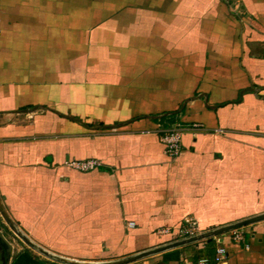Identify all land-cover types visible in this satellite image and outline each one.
Segmentation results:
<instances>
[{
	"label": "crops",
	"instance_id": "1",
	"mask_svg": "<svg viewBox=\"0 0 264 264\" xmlns=\"http://www.w3.org/2000/svg\"><path fill=\"white\" fill-rule=\"evenodd\" d=\"M177 122L199 129L170 158ZM0 198L88 262L264 215V0H0ZM0 231V264H62ZM137 264H264V219Z\"/></svg>",
	"mask_w": 264,
	"mask_h": 264
},
{
	"label": "water",
	"instance_id": "2",
	"mask_svg": "<svg viewBox=\"0 0 264 264\" xmlns=\"http://www.w3.org/2000/svg\"><path fill=\"white\" fill-rule=\"evenodd\" d=\"M0 213L5 219V221L7 222V224L9 225V227L12 229V231L17 235V237L23 240L28 246L32 247L34 250L42 253L44 256L48 257L49 259L56 261L58 263H62V264H132V263L137 264V262L143 259H146L150 256H153L157 253L163 252L165 250L179 247V246L192 243V242H196L199 240H203V239H211L213 236L218 235L220 233H224L226 231H230V230H233L239 227H243L247 224H251V223L264 219V215L252 217V218L245 219L243 221H239L237 223H233V224H230V225H227V226H224V227L212 230V231L198 233L196 235L181 238V239H178L176 241H173V242H170L164 245L146 249L144 251H140L129 257H124L121 259H115V260H110V261L88 262V261H80V260L64 257V256L58 255L54 252L49 251L48 249H45L37 245L34 241H32L28 237V235L9 216L1 198H0ZM0 241L3 243V245H5L7 259L9 260L12 255L13 247L10 241L6 239V237L1 231H0Z\"/></svg>",
	"mask_w": 264,
	"mask_h": 264
},
{
	"label": "built area",
	"instance_id": "3",
	"mask_svg": "<svg viewBox=\"0 0 264 264\" xmlns=\"http://www.w3.org/2000/svg\"><path fill=\"white\" fill-rule=\"evenodd\" d=\"M199 129L198 124L186 125L182 122H177L173 125L162 127L160 139L165 145V152L170 158H175L179 155L182 149V138L186 131ZM68 164L81 171H91L101 166V161L98 159H84L72 160ZM133 224V223H132ZM168 232L166 229L162 230ZM200 227L197 219L194 216H188L183 220L180 235L182 237H189L200 233ZM234 240L243 241L244 236L241 232H235L233 235ZM225 251L223 248L219 249V256L217 260L224 257Z\"/></svg>",
	"mask_w": 264,
	"mask_h": 264
},
{
	"label": "rangeland",
	"instance_id": "4",
	"mask_svg": "<svg viewBox=\"0 0 264 264\" xmlns=\"http://www.w3.org/2000/svg\"><path fill=\"white\" fill-rule=\"evenodd\" d=\"M231 1L233 2V0H231ZM227 2L229 3V1H227ZM233 7H234L233 3L230 4V5H228V12L234 14V11L232 10ZM162 127H163V126H162ZM164 127H166V126H164ZM69 166H70V165H69ZM70 167H71V166H70ZM71 168H73V167H71ZM73 169H75V168H73ZM160 232H164V231H160ZM164 233H166V232H164ZM9 234H10V233H9ZM13 234H14V239H16L15 242H17V243H22V244H24V245H27L23 240H21L19 237H17V235H16L14 232H13ZM180 236H181V235H180ZM181 238H185V237H182V236H181ZM10 243L12 244L13 251H14V250H15V248H14L15 243H14V242H10ZM13 244H14V245H13ZM27 248L33 250L32 247L27 246ZM13 251H12V254H13ZM35 251H36V250H35ZM36 252L39 253L40 255L44 256L42 253H40V252H38V251H36Z\"/></svg>",
	"mask_w": 264,
	"mask_h": 264
}]
</instances>
